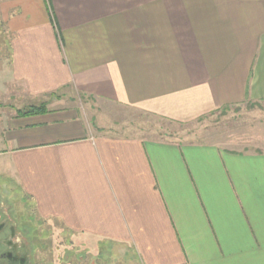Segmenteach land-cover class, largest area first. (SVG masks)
<instances>
[{"label": "crops", "instance_id": "0c3cea01", "mask_svg": "<svg viewBox=\"0 0 264 264\" xmlns=\"http://www.w3.org/2000/svg\"><path fill=\"white\" fill-rule=\"evenodd\" d=\"M1 13L0 179L21 204L126 264H264V125L250 144L145 140L52 103L70 91L185 125L263 102L264 0H12Z\"/></svg>", "mask_w": 264, "mask_h": 264}, {"label": "rangeland", "instance_id": "374dc122", "mask_svg": "<svg viewBox=\"0 0 264 264\" xmlns=\"http://www.w3.org/2000/svg\"><path fill=\"white\" fill-rule=\"evenodd\" d=\"M9 2L12 3V0H0V73L7 70L10 58L11 36L4 23V14L1 13V8L5 10ZM53 96V105L77 109L78 113L93 123L95 130L113 136L181 141L194 139L197 134L205 136L210 133L216 140L233 136L238 137L240 143L250 144L249 140L253 139L254 131L258 132L261 125H264V101L224 108L196 122L178 125L129 106L91 99L70 91L69 95L58 91ZM47 100H41L40 107L47 106ZM27 108L23 104V110ZM0 196L3 201L10 202L19 215L22 212V216L28 220L23 225L31 228L36 264H126L128 255L115 257L109 252V246L100 249V245L72 243L59 224L37 219L29 206L19 201V191L4 185L1 179Z\"/></svg>", "mask_w": 264, "mask_h": 264}, {"label": "flooded vegetation", "instance_id": "af4514ba", "mask_svg": "<svg viewBox=\"0 0 264 264\" xmlns=\"http://www.w3.org/2000/svg\"><path fill=\"white\" fill-rule=\"evenodd\" d=\"M19 213L0 199V264H36L31 228Z\"/></svg>", "mask_w": 264, "mask_h": 264}, {"label": "trees", "instance_id": "16d2710c", "mask_svg": "<svg viewBox=\"0 0 264 264\" xmlns=\"http://www.w3.org/2000/svg\"><path fill=\"white\" fill-rule=\"evenodd\" d=\"M33 110H36V112H37V110H41V107H39V108H36V109H29V111H27L26 113H31V112H33L34 113V111Z\"/></svg>", "mask_w": 264, "mask_h": 264}]
</instances>
